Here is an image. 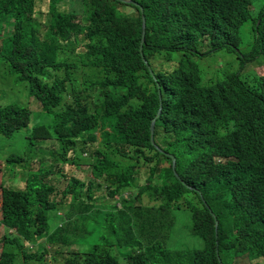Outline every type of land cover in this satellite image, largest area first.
I'll return each mask as SVG.
<instances>
[{
  "label": "trees",
  "instance_id": "16d2710c",
  "mask_svg": "<svg viewBox=\"0 0 264 264\" xmlns=\"http://www.w3.org/2000/svg\"><path fill=\"white\" fill-rule=\"evenodd\" d=\"M132 1L92 0L84 25L60 0H0V62L53 115L26 136L28 156L0 160V264H264V0ZM218 50L233 53L228 71H201ZM30 118L0 105V136ZM48 140L59 167L31 171ZM81 164L87 182L66 175ZM16 171L24 187L2 186ZM53 177L68 180L59 200ZM177 211L202 249L168 247ZM41 240L48 249L32 252Z\"/></svg>",
  "mask_w": 264,
  "mask_h": 264
},
{
  "label": "rangeland",
  "instance_id": "374dc122",
  "mask_svg": "<svg viewBox=\"0 0 264 264\" xmlns=\"http://www.w3.org/2000/svg\"><path fill=\"white\" fill-rule=\"evenodd\" d=\"M66 1L69 0H60L61 5L60 9L65 11H70L72 7H74V12L77 13L78 21L87 24V18L91 14L93 9L92 0L83 2L82 0H74L72 5L66 4ZM73 1V0H72ZM59 9V7H58ZM46 11V10H44ZM122 11L124 14H132L133 9L131 8H123ZM46 16L44 18L42 16V25L40 26V35L44 36L46 34ZM11 29L8 30L10 32ZM232 56L233 53L227 52L225 50H218L209 57L202 58L198 60V65L201 71L209 72L213 74L215 70L221 69L224 72H227L230 65L232 64ZM167 63H159L156 67L159 70H166ZM250 67H246L247 70ZM255 71L262 75L264 73V65L259 67H254ZM0 105H18L23 108H27L31 113L29 126L25 129H22L20 132L16 133L12 138H4L0 136V160L3 161L10 155H21L27 154V144L28 141L25 139L31 132V129L39 126H48L51 124L53 115L42 111L41 105L37 100L33 97L29 96L28 90L22 82L17 81L16 77L10 73L7 67H5L0 62ZM37 147L34 148L33 152L30 154L31 156V165L30 170L36 172L39 168V160L42 159L47 165L55 166L54 171L59 167V157H58V149L55 141H38ZM26 152V153H25ZM21 173L25 175H20L18 171L15 172L13 179L9 178L4 181L2 186L6 188L18 189L24 187V180L27 177V173L25 171H21ZM53 175V174H52ZM51 175V176H52ZM66 175L72 176L75 179H78L82 182H87L91 179V175L89 173V168L86 165H79V168L76 166L68 165L66 167ZM23 176V177H22ZM22 177L19 181V178ZM54 179V183L58 186L57 191L55 192V199L59 200L61 198L60 192L66 187L68 184V180L60 177L57 180ZM103 192V189L101 190ZM102 200H108L107 196L101 197ZM115 199V198H114ZM116 200V199H115ZM105 203V202H104ZM118 205V203H117ZM58 215L62 216V211L52 212L49 216V229H55L61 220L58 218ZM175 217V226L172 228L171 236L168 241V247L172 250H179L181 248L188 249H202V241L198 239L196 236L190 233V216L186 211H177L174 213ZM105 233L104 229L101 228V232H96L94 236H91L87 239L86 243H90V241H95V237ZM3 234V227L0 225V238ZM81 243L71 247L74 251H78L76 249L83 248L84 244ZM44 248L48 249V245L44 243L43 240L37 242L31 246L32 252L35 251H43ZM75 248V249H74ZM62 251L67 252L68 248L63 247ZM48 255H46L43 264H51ZM125 262V261H124ZM123 261L122 263L125 264ZM246 260H239L236 264H245Z\"/></svg>",
  "mask_w": 264,
  "mask_h": 264
},
{
  "label": "water",
  "instance_id": "95a60500",
  "mask_svg": "<svg viewBox=\"0 0 264 264\" xmlns=\"http://www.w3.org/2000/svg\"><path fill=\"white\" fill-rule=\"evenodd\" d=\"M122 2L127 3V4H132V5H135V6L137 5L135 2H133L131 0H122ZM140 10H141V7H140ZM144 37H145V20L142 17V34H141V40H140V45H139L140 51L142 50V48L144 46ZM150 73L152 74L151 71H150ZM160 109H161V106H159V109H158L155 117L151 120L150 127H149V130H150V142H151L152 145H154V141H153L154 123H155L156 119L158 118V116L160 114ZM167 156L170 157V159H171L172 170L174 171V168H175V157L170 155V154H167ZM216 226H217V223L215 222V227ZM218 261L220 262V264H222L219 257H218Z\"/></svg>",
  "mask_w": 264,
  "mask_h": 264
},
{
  "label": "clouds",
  "instance_id": "9594fccd",
  "mask_svg": "<svg viewBox=\"0 0 264 264\" xmlns=\"http://www.w3.org/2000/svg\"><path fill=\"white\" fill-rule=\"evenodd\" d=\"M122 1V0H121ZM132 1V0H131ZM124 3V2H123ZM127 4V3H126ZM137 4V3H136ZM130 5H132V4H130ZM135 6V5H134ZM79 16V15H78ZM78 16H77V18H78ZM83 24V23H82ZM161 110V109H160Z\"/></svg>",
  "mask_w": 264,
  "mask_h": 264
}]
</instances>
